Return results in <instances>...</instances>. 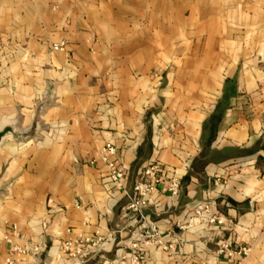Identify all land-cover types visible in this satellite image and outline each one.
Listing matches in <instances>:
<instances>
[{
	"label": "crops",
	"instance_id": "1",
	"mask_svg": "<svg viewBox=\"0 0 264 264\" xmlns=\"http://www.w3.org/2000/svg\"><path fill=\"white\" fill-rule=\"evenodd\" d=\"M5 130L0 264L7 236L46 247L18 264H64L49 253L79 232L127 239L125 197L100 159L109 142L129 190L153 157L182 180L177 199L148 209L179 254L151 248L149 264H264V0H0ZM210 199L227 229L178 228ZM223 236L249 255L219 256Z\"/></svg>",
	"mask_w": 264,
	"mask_h": 264
},
{
	"label": "built area",
	"instance_id": "2",
	"mask_svg": "<svg viewBox=\"0 0 264 264\" xmlns=\"http://www.w3.org/2000/svg\"><path fill=\"white\" fill-rule=\"evenodd\" d=\"M63 44H54V49H61ZM116 153V147L107 143L101 151L100 159L106 167L105 177L107 184L112 185L113 192H119L125 197L121 206V218L128 224L127 239L118 240L121 231L112 230L107 234L100 230L93 234L77 233L63 239L57 248L49 255L64 258V264H87L92 258L100 256L105 258V252L110 243H115L116 248L112 259L104 260L105 264H149L151 248L167 252L171 256H177L179 251L176 247L177 235L175 233L164 234L158 223L148 213L152 208L159 213L163 205V197L177 199L182 190V180L179 174H167L162 162L153 157L141 168L137 180L129 190L126 186V175L118 168L112 159ZM79 207L80 205L77 204ZM216 200H207L197 203L187 212L185 221H178L177 226L186 230L194 222L200 220L206 222L208 227L222 233L227 229L226 217L217 210ZM13 234L20 239L24 237L18 234L17 226H13ZM9 249L6 256L7 264H18L21 258L30 255L37 257L41 255L46 247L43 241L31 240L29 246H23L14 242L13 238L7 236ZM217 254L226 259H242L249 255L251 247L248 244H233L224 236L218 240Z\"/></svg>",
	"mask_w": 264,
	"mask_h": 264
},
{
	"label": "trees",
	"instance_id": "3",
	"mask_svg": "<svg viewBox=\"0 0 264 264\" xmlns=\"http://www.w3.org/2000/svg\"><path fill=\"white\" fill-rule=\"evenodd\" d=\"M197 166L200 168L203 166V162L202 161H197ZM230 201H232V203H236L234 200L230 199Z\"/></svg>",
	"mask_w": 264,
	"mask_h": 264
},
{
	"label": "water",
	"instance_id": "4",
	"mask_svg": "<svg viewBox=\"0 0 264 264\" xmlns=\"http://www.w3.org/2000/svg\"><path fill=\"white\" fill-rule=\"evenodd\" d=\"M9 132V130H5L4 132L0 133V139L3 135L7 134Z\"/></svg>",
	"mask_w": 264,
	"mask_h": 264
}]
</instances>
